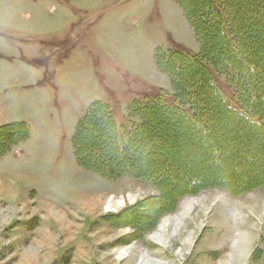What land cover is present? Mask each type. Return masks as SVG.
<instances>
[{"label": "rangeland", "instance_id": "obj_1", "mask_svg": "<svg viewBox=\"0 0 264 264\" xmlns=\"http://www.w3.org/2000/svg\"><path fill=\"white\" fill-rule=\"evenodd\" d=\"M158 50L200 52L174 0H0V126L22 122L29 131L0 157V264H264V186L239 196L212 187L186 193L157 214L162 193L152 183L129 170L102 177L73 156L75 127L93 103L107 105L120 129L139 122L134 106L158 95L172 103ZM217 84L230 101V84ZM233 125L219 120L206 137H222L215 155L196 144L203 136L185 127L178 137L170 125V142L139 153V165L156 166L161 153L181 147L171 172L184 187L223 175L237 181L240 169L264 167V157L255 161L264 145ZM219 155L223 166L191 175ZM165 229L168 240H160Z\"/></svg>", "mask_w": 264, "mask_h": 264}, {"label": "trees", "instance_id": "obj_2", "mask_svg": "<svg viewBox=\"0 0 264 264\" xmlns=\"http://www.w3.org/2000/svg\"><path fill=\"white\" fill-rule=\"evenodd\" d=\"M174 1L182 8L193 28L200 52L197 55L181 51L156 52V66L168 74L173 85L172 103L168 104L163 96L158 95L143 105H136L132 115L139 122L130 128L120 129L115 125L109 107L95 102L77 123L71 139L73 156L80 166L109 179L129 170L152 183L162 193V197L156 199L158 203L161 202L154 209L157 214L174 208L178 199L186 193L212 187L239 196L264 186L262 166L255 171L240 169L236 175V179L239 178L237 181H227L226 176L221 174L223 176L216 180L196 181L186 188L183 186L184 180L171 172L178 164L172 155H176L181 147L161 153L156 166L149 163L143 167L139 165L143 159L139 153L155 146L163 150L165 144L170 142L167 139L170 125L175 131L180 130L178 137H185L188 133L184 130L186 122L190 124L185 129H192L190 131L196 132L198 137L205 138L197 140L196 144L201 148L206 146L213 155L222 137H206L224 118L225 121H234L231 132L239 127L236 123L244 129V133L254 131L255 134L249 136L256 145L259 141V145L262 142L264 145V41L261 40L264 39V0ZM190 67L195 70L188 76L184 75ZM218 77H224L232 87L230 101L217 84ZM169 113H172L173 120L165 124L157 123L158 130L154 128L155 121ZM213 113L218 115L216 121H212ZM28 133L27 125L22 122L0 126V157L26 140ZM172 138L175 141L177 137L173 136L170 140ZM149 156L151 154L148 153L144 157ZM263 157L264 153H259L255 161ZM224 158L227 157L219 155L211 168L208 166L204 172L193 171L191 175L196 178L200 177V173L220 168ZM248 161V165L254 166L255 161ZM224 171L227 173L229 170L224 168ZM172 182H175V187L165 194L163 187Z\"/></svg>", "mask_w": 264, "mask_h": 264}, {"label": "bare ground", "instance_id": "obj_3", "mask_svg": "<svg viewBox=\"0 0 264 264\" xmlns=\"http://www.w3.org/2000/svg\"><path fill=\"white\" fill-rule=\"evenodd\" d=\"M263 170V169H262ZM244 187V186H243ZM177 191V190H176ZM109 204V203H108ZM191 202L190 203H188V206H189V209H190V207H191ZM108 207V206H107ZM109 208H111V207H109ZM183 217H184V219H186V216H184L183 215ZM186 223H187V221H186ZM166 232V229L164 230V232L159 236L160 237V240H168V237L167 238H165V236H164V233ZM174 234H175V236H179L178 235V227H175L174 229H173V231H172ZM172 234V233H171ZM173 236V235H172ZM189 236V234L187 233V237ZM165 242V241H164ZM242 250V249H241ZM223 264V263H222Z\"/></svg>", "mask_w": 264, "mask_h": 264}, {"label": "crops", "instance_id": "obj_4", "mask_svg": "<svg viewBox=\"0 0 264 264\" xmlns=\"http://www.w3.org/2000/svg\"><path fill=\"white\" fill-rule=\"evenodd\" d=\"M259 188H263V187H259ZM259 188H257V189H259ZM244 194H245V193H244ZM257 208H258V207H257ZM231 251H232V250H231ZM231 251H230L229 253H231V254H232V252H231ZM231 254H230V255H231Z\"/></svg>", "mask_w": 264, "mask_h": 264}]
</instances>
